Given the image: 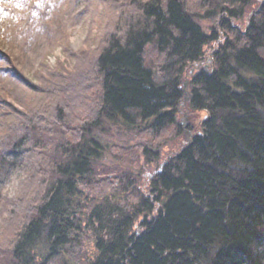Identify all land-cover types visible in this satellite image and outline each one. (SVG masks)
I'll return each mask as SVG.
<instances>
[{"label": "trees", "instance_id": "1", "mask_svg": "<svg viewBox=\"0 0 264 264\" xmlns=\"http://www.w3.org/2000/svg\"><path fill=\"white\" fill-rule=\"evenodd\" d=\"M87 1L71 67L0 51V264H264V0ZM23 2L26 54L59 11Z\"/></svg>", "mask_w": 264, "mask_h": 264}, {"label": "rangeland", "instance_id": "2", "mask_svg": "<svg viewBox=\"0 0 264 264\" xmlns=\"http://www.w3.org/2000/svg\"><path fill=\"white\" fill-rule=\"evenodd\" d=\"M50 3L52 8H58L59 11V19L54 20L51 24L54 28L55 36L47 33L44 34L37 28H34L33 40L29 44L27 53L24 54L23 49L26 42L23 37L19 40H16V37L18 36L19 29H27L25 20L22 21L16 17H9L2 7L12 8L16 12L26 16H28V8L25 6L23 0H0V51L3 52V56H10V59H14L13 63L9 62L6 66L14 69L19 68L34 82H36L34 79L35 73L45 65L56 67L59 60L68 61L70 67L74 65L75 60L65 56V48L68 47L76 52L85 50L87 46H96L94 42L95 38L100 36V31L103 28V21L99 18V14L104 10L103 4H94L95 8L97 7L95 16L92 11L86 10L88 8L87 0H50ZM7 25L11 26L10 31L4 34L3 32ZM91 31L94 34L88 40L90 34L92 35ZM218 44L219 41L214 42L210 48V54L213 51L212 49ZM207 61L205 63L209 66ZM5 62L6 60L1 65H5ZM182 122L184 129L186 131L190 130L189 120L184 118ZM155 172L156 170L147 171L146 177H153ZM22 179L23 176L19 172L13 175L5 189V194L8 197H13L17 194L19 183Z\"/></svg>", "mask_w": 264, "mask_h": 264}, {"label": "bare ground", "instance_id": "3", "mask_svg": "<svg viewBox=\"0 0 264 264\" xmlns=\"http://www.w3.org/2000/svg\"><path fill=\"white\" fill-rule=\"evenodd\" d=\"M211 59V60H210ZM208 61H207V63L209 64V66H207L206 65V63H204V64H199V65H192V67L190 68V72H189V75H193L196 71H199L200 69H202V70H204V71H206L207 73H209L210 72V65L212 66V62H213V60H212V58H210ZM208 67H210L209 69H208ZM162 168V167H161ZM157 172H155V174H156Z\"/></svg>", "mask_w": 264, "mask_h": 264}, {"label": "water", "instance_id": "4", "mask_svg": "<svg viewBox=\"0 0 264 264\" xmlns=\"http://www.w3.org/2000/svg\"><path fill=\"white\" fill-rule=\"evenodd\" d=\"M211 60V59H210Z\"/></svg>", "mask_w": 264, "mask_h": 264}]
</instances>
